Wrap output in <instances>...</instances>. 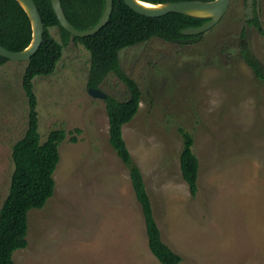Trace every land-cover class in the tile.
<instances>
[{"label": "rangeland", "instance_id": "obj_1", "mask_svg": "<svg viewBox=\"0 0 264 264\" xmlns=\"http://www.w3.org/2000/svg\"><path fill=\"white\" fill-rule=\"evenodd\" d=\"M253 8L264 31V0H230L197 41L153 38L119 52L121 70L140 91L123 139L179 264H264V81L240 55L247 48L264 66V35L246 24ZM49 32L60 42L58 28ZM89 66L88 51L71 41L54 72L32 80L40 142L55 129L66 137L53 196L28 212L27 247L13 253L15 264H160L148 250L128 171L108 143L104 100L88 93ZM25 67L0 66V208L12 147L27 127ZM98 89L120 102L129 96L113 74ZM179 128L193 136L199 160L194 198L179 169Z\"/></svg>", "mask_w": 264, "mask_h": 264}, {"label": "trees", "instance_id": "obj_2", "mask_svg": "<svg viewBox=\"0 0 264 264\" xmlns=\"http://www.w3.org/2000/svg\"><path fill=\"white\" fill-rule=\"evenodd\" d=\"M151 4L181 1L209 2L213 0H140ZM43 25V41L38 51L26 62L22 76V89L27 99V127L24 136L12 147L13 172L9 189L0 208V264H15L12 255L16 250L27 247L28 212L42 209L53 196L55 181L53 173L59 161L58 146L65 139L66 132L55 129L40 142L36 98L32 80L36 76L51 75L61 58L63 48L69 42L80 43L89 53L90 66L87 88L97 89L109 74L115 75L127 88L129 96L117 101L106 96L105 111L108 119V143L116 156L126 167L131 188L142 214L149 252L160 264H179L180 255L167 246L156 223L152 204L145 182L138 166L133 162L122 135V127L129 123L139 108L140 91L135 82L120 68L119 52L123 49L145 43L153 38L166 42L183 43L197 41L199 35H182L189 27H200L208 21L179 13L148 18L135 13L123 0H113L112 11L106 25L97 33L85 38L72 37L60 27L50 0H33ZM66 19L78 30L92 28L100 19L104 0H60ZM246 24L264 35L257 13ZM58 28L60 42L51 36L49 29ZM241 32V37L243 36ZM30 20L16 0H0V45L12 52L24 50L31 42ZM240 55L246 65L260 81H264V66L247 49L242 47ZM7 60L0 56V66ZM80 133L79 129H74ZM182 148L179 154V169L192 198L198 192L199 160L193 151V136L179 128ZM71 134V133H69ZM76 143L74 136L69 138Z\"/></svg>", "mask_w": 264, "mask_h": 264}, {"label": "water", "instance_id": "obj_3", "mask_svg": "<svg viewBox=\"0 0 264 264\" xmlns=\"http://www.w3.org/2000/svg\"><path fill=\"white\" fill-rule=\"evenodd\" d=\"M16 1L21 5L30 20L32 39L30 44L20 52L9 51L0 45V56L5 58L7 61L27 62L38 51L43 41L44 25L33 0ZM50 2L60 27L68 32L72 37L76 38L92 36L103 28L108 22L113 5V0H104V9L98 22L90 29L78 30L66 19L60 0H50ZM123 2L135 13L148 18L161 17L169 13H179L197 18L209 19L200 27H189L181 31L182 35H199L210 30L220 21L228 9L230 0H213L209 2L181 1L164 4H151L140 0H123ZM138 2L147 3L157 7L145 8L139 5ZM88 93L93 97L101 98L103 100L106 98V94L98 88H88Z\"/></svg>", "mask_w": 264, "mask_h": 264}, {"label": "bare ground", "instance_id": "obj_4", "mask_svg": "<svg viewBox=\"0 0 264 264\" xmlns=\"http://www.w3.org/2000/svg\"><path fill=\"white\" fill-rule=\"evenodd\" d=\"M139 5H141L142 7H145V8H154V7H157V6H152V5H149L147 3H143V2H138Z\"/></svg>", "mask_w": 264, "mask_h": 264}]
</instances>
